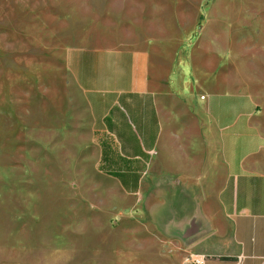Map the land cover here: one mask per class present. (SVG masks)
I'll return each instance as SVG.
<instances>
[{
    "label": "rangeland",
    "instance_id": "1",
    "mask_svg": "<svg viewBox=\"0 0 264 264\" xmlns=\"http://www.w3.org/2000/svg\"><path fill=\"white\" fill-rule=\"evenodd\" d=\"M74 48L145 52L264 104V0H0V264H146L75 162Z\"/></svg>",
    "mask_w": 264,
    "mask_h": 264
},
{
    "label": "crops",
    "instance_id": "2",
    "mask_svg": "<svg viewBox=\"0 0 264 264\" xmlns=\"http://www.w3.org/2000/svg\"><path fill=\"white\" fill-rule=\"evenodd\" d=\"M66 59L81 109L75 162L113 191L146 264H264V104L195 91L187 69L162 77L134 49Z\"/></svg>",
    "mask_w": 264,
    "mask_h": 264
},
{
    "label": "built area",
    "instance_id": "3",
    "mask_svg": "<svg viewBox=\"0 0 264 264\" xmlns=\"http://www.w3.org/2000/svg\"><path fill=\"white\" fill-rule=\"evenodd\" d=\"M195 264H203L204 261H203V258H198V259H195Z\"/></svg>",
    "mask_w": 264,
    "mask_h": 264
}]
</instances>
